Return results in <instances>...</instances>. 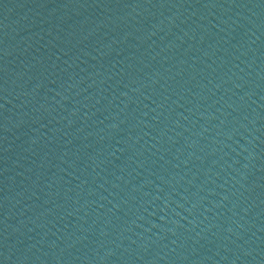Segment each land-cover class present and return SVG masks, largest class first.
Masks as SVG:
<instances>
[{
  "label": "water",
  "instance_id": "water-1",
  "mask_svg": "<svg viewBox=\"0 0 264 264\" xmlns=\"http://www.w3.org/2000/svg\"><path fill=\"white\" fill-rule=\"evenodd\" d=\"M0 264H264V0H0Z\"/></svg>",
  "mask_w": 264,
  "mask_h": 264
}]
</instances>
